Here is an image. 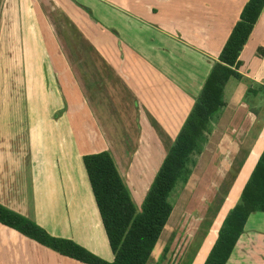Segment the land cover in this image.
Wrapping results in <instances>:
<instances>
[{"label": "crops", "instance_id": "crops-1", "mask_svg": "<svg viewBox=\"0 0 264 264\" xmlns=\"http://www.w3.org/2000/svg\"><path fill=\"white\" fill-rule=\"evenodd\" d=\"M247 1L0 0V59L16 85L9 102L5 82L0 103V204L36 211L49 234L74 242L75 228L94 224L105 242L83 156L111 155L139 213ZM263 16L264 8L239 55L241 77L227 80L225 107L146 264H204L238 203L232 188L264 149ZM204 185L215 187L205 201ZM26 186L32 199L21 197ZM21 199L33 205L28 214ZM39 210L64 232L46 229ZM15 231L0 224V264H83ZM226 264H264V212L248 216Z\"/></svg>", "mask_w": 264, "mask_h": 264}, {"label": "trees", "instance_id": "trees-1", "mask_svg": "<svg viewBox=\"0 0 264 264\" xmlns=\"http://www.w3.org/2000/svg\"><path fill=\"white\" fill-rule=\"evenodd\" d=\"M263 8L264 0H248L242 7L139 213L135 211L111 155L102 151L83 156L113 260H106L71 239L49 234L33 220L2 204L0 224L83 264H146L179 192L193 171L197 156L225 107L223 90L227 80L241 77L237 71L239 55ZM252 212H264V149L241 190L239 202L224 218L204 264H226ZM167 250L164 248L162 258Z\"/></svg>", "mask_w": 264, "mask_h": 264}, {"label": "rangeland", "instance_id": "rangeland-1", "mask_svg": "<svg viewBox=\"0 0 264 264\" xmlns=\"http://www.w3.org/2000/svg\"><path fill=\"white\" fill-rule=\"evenodd\" d=\"M263 20H264V16H263ZM4 63L7 64V61H4V60L0 59V103H2V98H4L5 82H6L7 87H8V90H7V92H8V99L7 100L9 102H12V99L14 97V96L11 97L9 95H10L12 89H14V87H16L15 81H14V77L12 76V72H14V71L9 68V70H11V75L9 77H6L5 76V70L7 71V68L8 67L5 69V65H3ZM26 63H27L26 61H23L22 62V65L24 66ZM11 95H12V93H11ZM22 96H23V93H22ZM56 143H58V141L54 142L53 140H50V144H49L48 148L51 149V150H53L55 148V146H56ZM251 172L252 171H251V169H250L249 166H245L244 167V170L240 174L238 180L236 181V183L234 185V188H232V190H231V195H230L231 201H230V204L233 202V200H236L235 202H239V199H240V197H239L240 188L247 182V180L249 179V177L251 175ZM13 174L14 173H7V172L4 173L5 177H9L12 183L17 182V184H18L19 181H20V178L19 179L16 178V179L13 180L12 179ZM28 174L29 173H26V175H28ZM220 179L221 178H220L219 174H216V176L214 178L210 179L211 180L210 182H211L212 185L218 184L220 182ZM23 182H24V180L21 179V188L24 189ZM17 184H15V185H17ZM26 187L28 188V191L26 190L23 195L21 194V197L29 196V198L32 199V197H33L32 191L29 188V186H26ZM203 189H205V185H204ZM214 189H215V187H213V189L210 188V187H207L205 189L207 196L203 199V201L209 200L211 198V195H212ZM11 193H12V189H11ZM135 196L137 198V195H135ZM179 197L180 196H178V198H176L174 204H177V201L179 200ZM35 199H39V198L37 197ZM39 201H42L41 198H40ZM1 204L4 205L3 203H1ZM12 206L15 207V206H19V205L16 204V205H12ZM28 206H33V205H26L23 202V200L21 199V206L19 207L21 209V211H23L24 213L28 214V210H30L28 208ZM20 214H22V213H20ZM29 214H30V217L28 215H24V216H26L27 218H29V219H31V220H33L34 222L37 223V221L35 219L36 218V211L33 212V213H29ZM41 214H42V212L39 210L38 216H39V218L42 219V224H43V226L46 227V229L51 230L52 232H56V233L57 232H60V233L61 232H64V229L59 224L58 220H53V217H54L53 214H49L48 212H46V210L43 211V214L42 215ZM78 228L79 229H76L75 228V230H73L72 233H70L69 236H71V238L75 239L76 242H78V243L85 244L90 249H92V251L95 250L96 252L94 251V253H96L97 255L101 256L102 258H105L103 256H106V254H108L109 256H112V253H111L110 248L108 246L107 239L105 238V242H104L103 235H101V234L98 233V230H97V228H96V226L94 224H92L89 228H85V227H82V228L78 227ZM12 233H17V235H19V237H25L26 239L30 240L28 237L22 235L21 233H19L17 231L12 232ZM33 243H36V242L33 241ZM41 247H42V249H46L43 246H41ZM47 250H49V249L47 248ZM49 252L53 253L57 257H61V258L65 257V256H63V257L60 256L59 254H57L55 251H52L51 249L49 250ZM66 258H68V257H66ZM46 259L47 260H50L52 262V264H54V262H56V258L46 257ZM63 259H65V258H63ZM23 263H21V264H23Z\"/></svg>", "mask_w": 264, "mask_h": 264}, {"label": "bare ground", "instance_id": "bare-ground-1", "mask_svg": "<svg viewBox=\"0 0 264 264\" xmlns=\"http://www.w3.org/2000/svg\"><path fill=\"white\" fill-rule=\"evenodd\" d=\"M23 10V9H22ZM27 27V26H26Z\"/></svg>", "mask_w": 264, "mask_h": 264}]
</instances>
